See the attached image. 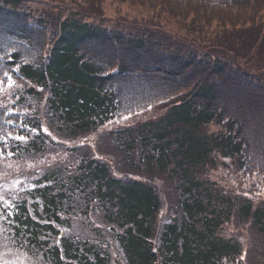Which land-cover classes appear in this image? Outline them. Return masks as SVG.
Wrapping results in <instances>:
<instances>
[{"label":"trees","instance_id":"16d2710c","mask_svg":"<svg viewBox=\"0 0 264 264\" xmlns=\"http://www.w3.org/2000/svg\"><path fill=\"white\" fill-rule=\"evenodd\" d=\"M149 1L167 2L172 18L193 14L194 25L223 6L264 9V0ZM20 4L0 0V83L24 84L0 106V159L57 157L0 181V264H264V199L207 177L226 159L264 180V125H256L264 65L255 64L264 62V19L219 20L252 29L241 54L240 37L203 51L168 32L107 30L75 12L51 29ZM154 107L163 111L79 143Z\"/></svg>","mask_w":264,"mask_h":264},{"label":"rangeland","instance_id":"374dc122","mask_svg":"<svg viewBox=\"0 0 264 264\" xmlns=\"http://www.w3.org/2000/svg\"><path fill=\"white\" fill-rule=\"evenodd\" d=\"M22 8L31 13L32 19H37L40 17L48 18V24L53 28L51 24L52 19L63 18L64 16L75 12L78 15L82 16L85 20L102 23L107 30L117 29L124 30L125 27H136V26H145L150 29L159 30L168 32L173 36L179 37L181 40H184L189 44V46H195L200 50H205L206 47L210 46V43L214 40L217 42L225 43L226 40H231L236 42V37L243 39L242 42H238L239 45L238 52L241 54L245 51V47L252 42L251 38L253 37V31L250 30H234L229 26L230 21L220 25V21L227 20V17L223 18V15H229L232 13V16L245 15L246 17L251 16V18L258 17V20L264 19L263 12H259L260 9L255 11L250 10L247 7L239 6L238 8H229V6H223L222 9H219L217 12L211 15V18L207 19V15L203 16L204 11L197 18H194L193 24V14L188 19H180L178 17L172 18L169 17L162 9L167 6V2H150L149 0H19ZM151 5V6H150ZM183 8L180 7L179 9ZM187 9V8H185ZM184 11V9H183ZM183 11H179L183 13ZM189 11V9H188ZM223 11V12H220ZM176 12V11H175ZM217 13H221L218 14ZM230 19V18H229ZM221 26L227 27L221 28ZM49 29V27H47ZM124 28V29H123ZM224 42H221V40ZM183 41V42H184ZM8 49V48H7ZM6 50V49H5ZM261 60V59H260ZM242 68L249 70L252 73H258L255 68L257 66L264 65V62H257L252 64L251 62H245L241 60L240 62ZM249 66L252 68L250 70ZM257 75V74H256ZM262 78H264L262 76ZM4 81L0 79V82ZM24 84L18 83L17 80L13 82L10 81L8 85L4 86L0 83V106H4L7 103L11 104V94L16 90H21ZM11 88V89H10ZM127 94L132 93L136 90V85L132 86L130 89H124ZM11 93V94H10ZM9 104V106H10ZM264 110V109H263ZM163 111L162 108L154 107L149 108L147 111L139 112L133 115H126L114 120H111L103 127H101L96 133L91 134L79 141V143H86L93 145L98 135L102 131H108L115 129L120 126L132 125L138 121L145 120L149 116L153 117L160 114ZM264 112V111H263ZM257 116V114H255ZM264 119V117H260ZM259 120V119H258ZM257 120L256 125L261 127L264 124L260 123ZM263 128V127H261ZM218 129L217 125H210V131H216ZM73 143H69L71 145ZM60 156L62 154H59ZM58 155V157H59ZM57 155L52 154L45 158H36L29 160H11V159H0V181L8 178L13 173L16 172H27L30 170L38 169L45 165L52 163ZM216 169L208 172L207 177L210 180L216 182L225 190L238 193L245 196L246 198L254 201H259L264 199V180L254 175L258 172H255L253 175L248 173H243L244 171L237 170L231 163L230 160H222ZM233 231L232 226H227L223 230L225 234H231Z\"/></svg>","mask_w":264,"mask_h":264},{"label":"snow or ice","instance_id":"6c2138e0","mask_svg":"<svg viewBox=\"0 0 264 264\" xmlns=\"http://www.w3.org/2000/svg\"><path fill=\"white\" fill-rule=\"evenodd\" d=\"M31 131H33L35 133V129H32ZM45 131H47V130L45 129ZM15 139L19 140L21 142H26V137H24L23 135L16 136ZM5 143H6V141H5ZM0 155H2V154H0ZM11 207H12V205H8L7 203H5V208L6 209L11 208ZM3 215H5V213H0V217H2ZM6 215L7 216H12V215H14V213L12 211H7ZM61 259H63V257H61ZM5 264H7V262H5Z\"/></svg>","mask_w":264,"mask_h":264}]
</instances>
